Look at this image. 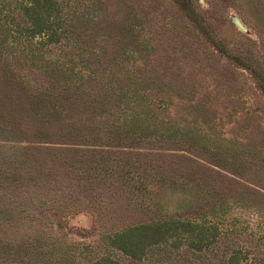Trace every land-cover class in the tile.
I'll use <instances>...</instances> for the list:
<instances>
[{"label":"rangeland","instance_id":"rangeland-1","mask_svg":"<svg viewBox=\"0 0 264 264\" xmlns=\"http://www.w3.org/2000/svg\"><path fill=\"white\" fill-rule=\"evenodd\" d=\"M91 1L82 56L96 68L87 84L93 113L86 100L72 112L86 138L61 136V123L29 106L40 85L29 80L21 92L0 67V264L9 262L4 246L29 240L61 264H93L99 255L119 264L261 255L264 0ZM117 73L142 90L147 128L112 126L116 87L104 117L94 119L98 82L114 85L108 77ZM168 216L195 219L205 235L191 241L194 224L183 226L177 247L146 246L139 263L108 243L127 225Z\"/></svg>","mask_w":264,"mask_h":264},{"label":"trees","instance_id":"trees-1","mask_svg":"<svg viewBox=\"0 0 264 264\" xmlns=\"http://www.w3.org/2000/svg\"><path fill=\"white\" fill-rule=\"evenodd\" d=\"M96 5L91 0H0V67L19 85L21 92L27 90L25 84H28L29 80L40 85L39 90L29 92V106L45 121L61 123L62 130L67 131L62 133L63 137L86 138L73 119L75 101L86 100L90 103L87 107L91 108V114L93 113V100L88 99L90 86L87 84L92 77L97 78L96 68L90 67L94 59L84 58L82 55H87L89 51L87 41L92 29L88 27V23L93 20ZM28 71H35L38 77L29 78ZM121 77L118 73L108 77L110 80L115 79L114 85H109L107 79L99 80L98 96L103 99L98 100L99 107L94 109L97 112H94V119L95 116L100 120L104 117L110 103L108 100L111 98L109 91L116 87L118 94L115 93V96L117 95L118 99L114 106L117 113L111 122L112 126L116 127L118 122L117 126H123L127 130L145 129L149 126L150 116L147 111L138 110L137 99L142 90L130 87L126 81H117ZM106 83L109 86L104 88ZM120 100L126 102L121 104ZM142 103L140 101V107ZM194 222L195 219L191 217H155L114 231L108 236V243L122 255L139 263L143 261L146 246L152 247L163 242L167 247H177L173 241L180 237L175 236L174 232L183 226L194 224L192 232L188 235L191 241L198 239V236L202 238L205 232L198 231L199 226ZM36 242L38 240H35ZM8 245L4 246L7 250L2 249L7 254L8 264H30V260H42L45 255H49L47 264L63 262V258L54 255V250L48 249L45 253L44 247L39 248L38 244H32L30 240L21 241L15 247ZM187 246L195 250L200 249L198 246ZM253 247L257 248L254 245ZM258 251L261 252L259 256L240 257L236 252L222 256L212 264H264V242L258 245ZM167 258L179 264L190 263L189 259L185 261L184 258ZM93 264L119 262L108 255H99Z\"/></svg>","mask_w":264,"mask_h":264}]
</instances>
